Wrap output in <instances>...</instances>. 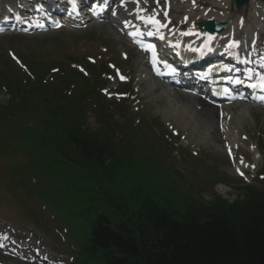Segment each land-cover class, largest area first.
<instances>
[{
    "label": "rangeland",
    "instance_id": "1",
    "mask_svg": "<svg viewBox=\"0 0 264 264\" xmlns=\"http://www.w3.org/2000/svg\"><path fill=\"white\" fill-rule=\"evenodd\" d=\"M169 1L172 5V23L176 26H179L180 18L184 15L187 17L182 26L189 25L190 21H201V10L218 2L192 0L194 5L190 11V6L186 3L188 0ZM153 2L149 0L148 3L152 5ZM9 3L21 5L22 1L0 0V10ZM155 3V7L163 9L162 1L157 0ZM256 4L264 9V0H255L254 6L247 5V11L251 13L249 15L254 14ZM223 10H226V5ZM227 10L230 13L224 14H227L229 20H236L238 14L235 13L234 7L231 5ZM251 16L250 21L253 24L254 19ZM68 31L31 37L0 36V69L8 65L21 74L10 61L8 52L14 53L22 65L25 59H31L36 72H45V68L54 61L63 60L66 65L82 71V59L89 58L95 61L93 67L88 68V79L93 82L98 80L97 74L104 66L102 64L112 63L121 68L125 79L128 77L130 80L120 85L116 83L114 72L109 70L110 73L101 74L99 78L102 82L105 81V86L99 90L100 94L122 92L124 95L120 97L126 99L123 103L117 99L116 104L102 107V111L107 110L106 113L112 118L111 129L119 127V132L114 135L117 141H126L125 146L130 143L129 127L132 125L135 128L132 138L134 147L143 153H164L167 156L166 162L163 163L165 175H168L172 182L174 178L169 175L170 172L188 181L196 198L200 193L202 199L207 200L212 192L231 202L246 186L264 191V180L254 177L255 172L264 175V110L245 106L246 112L230 116L227 126L224 125L229 129L230 124L231 129H235L231 133L227 129L234 139L232 144L227 143L233 148L235 155V161L231 163L224 152L225 139L229 136L224 130L226 128L220 125L218 129L216 123L204 124L196 98L185 95L182 100L174 96L173 89L150 79L145 60L130 49L127 41L117 34L113 24L104 22L101 25L89 26L84 31ZM124 56H127V59L122 61ZM105 66L107 67V64ZM21 72H26L23 66ZM48 79L50 78H47L48 84L58 80L56 76H53V80ZM6 99L5 93L0 89V105H4ZM96 110L89 112L87 121L88 127L94 130L100 125ZM21 117L30 124L18 130L16 136L13 135L15 132L10 134L3 121H0V134L4 136L0 137V231L12 234L13 229L15 236L18 234L23 240L31 232L34 239L41 241L40 245L48 254L53 253L51 255L54 260L61 257L64 264H70L74 261V256L73 252H70L73 244L67 239L69 233H62L60 238L55 233V230L61 232L60 228L53 226L58 225V218L52 213L46 215L53 211L55 205L69 214L77 211L76 206L67 197L63 202L60 201L61 188L53 184L55 178H60L62 182L74 185L78 182L77 173L65 163L53 162V156L41 154L43 148L38 147L34 139L37 135V128L33 126L34 116L24 112ZM142 124L145 125L142 127ZM215 137L219 142L214 140ZM238 169L244 172V178L237 174ZM219 179L225 183L217 184ZM35 183L39 187L43 185L42 192L50 197L55 205L43 200ZM32 192L34 196H29ZM69 193L66 191V194ZM30 218L36 222V228ZM39 228L45 232H39ZM0 264L30 263L22 261L18 256L0 253Z\"/></svg>",
    "mask_w": 264,
    "mask_h": 264
},
{
    "label": "trees",
    "instance_id": "2",
    "mask_svg": "<svg viewBox=\"0 0 264 264\" xmlns=\"http://www.w3.org/2000/svg\"><path fill=\"white\" fill-rule=\"evenodd\" d=\"M66 78L85 89L79 100L29 83L14 85L9 104L40 107L43 130L35 139L83 177L74 185L54 180L60 201L67 197L77 208L71 218L79 230L71 222L70 231L75 242L78 232L84 240L75 264H264L263 192L245 187L231 203L214 194L207 202L195 198L182 177L170 172L172 182L165 175L159 152H148L153 163L143 153L142 162L132 141L118 152L109 131L87 128L85 102L95 91L74 71ZM6 118L8 127L13 120Z\"/></svg>",
    "mask_w": 264,
    "mask_h": 264
},
{
    "label": "bare ground",
    "instance_id": "3",
    "mask_svg": "<svg viewBox=\"0 0 264 264\" xmlns=\"http://www.w3.org/2000/svg\"><path fill=\"white\" fill-rule=\"evenodd\" d=\"M228 3H230V0L228 1ZM249 3L251 4V6H254L255 1L254 0H249ZM128 12L130 14L133 13L130 9H129ZM215 13H217V12L212 11L211 14H213L214 16L210 15V17L212 16V17L217 18V19H221L222 18V16H217ZM118 16H119V14H118ZM189 26H192V25H189ZM241 26H242L241 22L239 24H232L228 28L229 31L227 30L226 32L222 33V35H226V33H228V32L230 34L231 31L234 33V35L233 34L230 35V38L229 37L225 38L224 43H226L227 41L228 42L232 41L231 46L227 49V51L232 53V54H234V53L242 54V56H244L245 58L247 56H252V59H254L255 56L264 57V26L263 25H259V23H255L254 24V28L253 27L249 28L247 25H245L243 33L249 34L250 38H246V37L242 38L241 37L242 39H240L238 36H236V34H237V31H238L237 27L240 28ZM256 26L259 27V29H260L259 31H257L255 29ZM158 27L161 29V26H158ZM194 29L192 28L190 30L193 32ZM256 36H259L260 40L258 39V41H257V37ZM236 37L239 40H237ZM168 41H171V40L168 39ZM183 41L190 42V41H187V40H183ZM216 41L220 42L221 38H217ZM224 43H223V45H224ZM256 43H257L258 47L256 46ZM251 44L253 45V47H251ZM248 46L252 48L249 53H248ZM198 66H200V65H198ZM175 68L179 69L181 71V74H182V70L180 68V64L179 63H177V67L175 66ZM181 74L177 77L178 80H180ZM184 78L187 79V77H184ZM191 78H192V76H191ZM191 78H188L189 80H184V81L182 80V82L181 81H179V82L182 85H185L184 84L185 82H189V83H187V85L190 86V85H193L194 81H196V79L193 78V80H192ZM172 92L174 93V96H177L178 98H180L182 100L185 99V95L183 94V92H180V91H177V90H173ZM199 107L201 108V110H200V113H201L200 118L204 121V124L209 125V124L216 123V126H217L218 125V118H217V113L216 112L218 111V109L213 108L212 106L205 104L201 100H199ZM241 112H246V109H245L244 105H239V106L233 105L231 107H228L223 112V117H222V122L221 123L223 125H227V119H228L229 116H236L237 114H240ZM214 113H216L215 116H214ZM233 130L235 131L234 128L231 129V125L229 124L230 133ZM226 135H229V136L225 139V142L229 143V144H232L233 140H234L233 139V135L229 134L228 132H227ZM214 140L219 142V140H217L216 137H215Z\"/></svg>",
    "mask_w": 264,
    "mask_h": 264
},
{
    "label": "water",
    "instance_id": "4",
    "mask_svg": "<svg viewBox=\"0 0 264 264\" xmlns=\"http://www.w3.org/2000/svg\"><path fill=\"white\" fill-rule=\"evenodd\" d=\"M238 1L239 0H236L237 3H238ZM242 2H244V0H242ZM202 29H203V31H207V32H210V33H212V32L217 30L216 25L213 24V23H210V22H208L204 26H202Z\"/></svg>",
    "mask_w": 264,
    "mask_h": 264
},
{
    "label": "snow or ice",
    "instance_id": "5",
    "mask_svg": "<svg viewBox=\"0 0 264 264\" xmlns=\"http://www.w3.org/2000/svg\"><path fill=\"white\" fill-rule=\"evenodd\" d=\"M237 171H239V170H237ZM241 175H243L242 173H241ZM4 239H7V237L5 236V237H3Z\"/></svg>",
    "mask_w": 264,
    "mask_h": 264
}]
</instances>
